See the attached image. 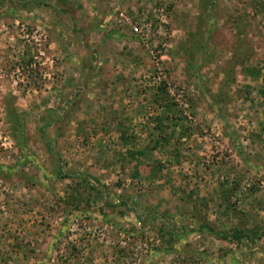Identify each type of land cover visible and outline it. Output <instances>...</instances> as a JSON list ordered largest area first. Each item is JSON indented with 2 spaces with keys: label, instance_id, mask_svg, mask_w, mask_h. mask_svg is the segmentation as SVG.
Segmentation results:
<instances>
[{
  "label": "rangeland",
  "instance_id": "374dc122",
  "mask_svg": "<svg viewBox=\"0 0 264 264\" xmlns=\"http://www.w3.org/2000/svg\"><path fill=\"white\" fill-rule=\"evenodd\" d=\"M235 232H264V0H0V264H264Z\"/></svg>",
  "mask_w": 264,
  "mask_h": 264
},
{
  "label": "trees",
  "instance_id": "16d2710c",
  "mask_svg": "<svg viewBox=\"0 0 264 264\" xmlns=\"http://www.w3.org/2000/svg\"><path fill=\"white\" fill-rule=\"evenodd\" d=\"M211 233H214L213 229H210ZM228 235H225L224 239H227ZM230 238L236 242H242L243 240L256 241L264 238V232H251V233H242L235 232L230 236Z\"/></svg>",
  "mask_w": 264,
  "mask_h": 264
}]
</instances>
